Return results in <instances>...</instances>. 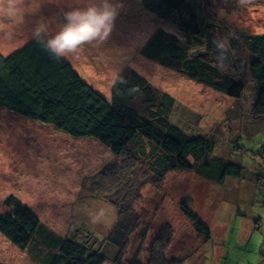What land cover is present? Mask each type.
Masks as SVG:
<instances>
[{
  "label": "rangeland",
  "instance_id": "rangeland-1",
  "mask_svg": "<svg viewBox=\"0 0 264 264\" xmlns=\"http://www.w3.org/2000/svg\"><path fill=\"white\" fill-rule=\"evenodd\" d=\"M82 2L39 0L38 15L27 16L11 41L0 39V52L8 56L35 41L38 22L47 26L49 36L54 35L63 13ZM215 2L233 26L264 34V0L245 5L237 0ZM119 3V16L103 47H85L78 57H65L67 70L12 104V112L0 109V211L14 196L55 234L71 238L81 231L84 242L105 241L117 212L91 186L117 158L96 139L75 138L36 118L78 79L110 98L117 76L136 71L176 99L173 122L191 136H207L214 145L211 158L240 165L242 175L230 176L221 185L195 172L174 171L161 188L147 186L136 206L141 224L123 261L138 258L146 263L154 239L171 225L174 241L167 256L180 264H264V118L252 116L254 86L248 84L243 97L234 99L146 58L143 51L156 35L182 36L181 11L159 0ZM143 105L142 96L133 103L144 114ZM182 200L211 229V240L197 234L179 208ZM34 244L35 240L21 249L0 233V264H45L48 249ZM98 249L106 255V264H114L116 248L99 245Z\"/></svg>",
  "mask_w": 264,
  "mask_h": 264
},
{
  "label": "trees",
  "instance_id": "trees-1",
  "mask_svg": "<svg viewBox=\"0 0 264 264\" xmlns=\"http://www.w3.org/2000/svg\"><path fill=\"white\" fill-rule=\"evenodd\" d=\"M159 1L181 11L182 36L162 32L152 38L143 55L234 99H241L252 84V116L264 118V34L233 26L224 19L215 0ZM218 38L228 43L222 64L216 47ZM68 66L66 58L54 60L36 41L8 56L0 52V109L12 112V104ZM139 96L143 98L144 114L133 106ZM53 101L39 111L37 122L75 138L96 139L117 158L96 175L91 186L99 199L116 210V221L105 241L99 243L82 241L85 235L81 231L71 238L62 237L48 230L28 206L11 196L4 202L5 210L0 211V233L21 249L34 240V245H44L48 249L45 264H106L107 257L99 245L116 248L114 264H180L182 261L167 256L174 241L171 225L163 227L154 239L146 263L138 258L123 261L141 224L136 206L143 199V190L162 186L174 171L195 172L222 185L230 176L240 177L242 167L222 158L212 159L214 145L207 136H191L173 122L176 99L155 89L136 71L117 76L110 98L78 79ZM179 208L198 235L207 241L212 239L211 229L188 202L182 200Z\"/></svg>",
  "mask_w": 264,
  "mask_h": 264
},
{
  "label": "clouds",
  "instance_id": "clouds-1",
  "mask_svg": "<svg viewBox=\"0 0 264 264\" xmlns=\"http://www.w3.org/2000/svg\"><path fill=\"white\" fill-rule=\"evenodd\" d=\"M237 2L245 5L251 0ZM39 7V0H0V39L11 41L27 16L38 15ZM121 7L119 0H83L63 13V23L54 35L49 36L47 26L38 22L33 38L54 60L69 55L78 57L85 47H103L113 32ZM216 47L222 64L228 43L218 38Z\"/></svg>",
  "mask_w": 264,
  "mask_h": 264
}]
</instances>
